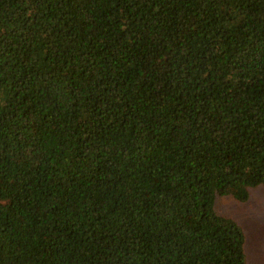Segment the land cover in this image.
Returning <instances> with one entry per match:
<instances>
[{
    "label": "trees",
    "instance_id": "1",
    "mask_svg": "<svg viewBox=\"0 0 264 264\" xmlns=\"http://www.w3.org/2000/svg\"><path fill=\"white\" fill-rule=\"evenodd\" d=\"M258 186L264 0H0V264H246Z\"/></svg>",
    "mask_w": 264,
    "mask_h": 264
},
{
    "label": "rangeland",
    "instance_id": "2",
    "mask_svg": "<svg viewBox=\"0 0 264 264\" xmlns=\"http://www.w3.org/2000/svg\"><path fill=\"white\" fill-rule=\"evenodd\" d=\"M213 207L218 214L235 220L243 228L246 264H264V186L252 189L245 203L217 196Z\"/></svg>",
    "mask_w": 264,
    "mask_h": 264
}]
</instances>
